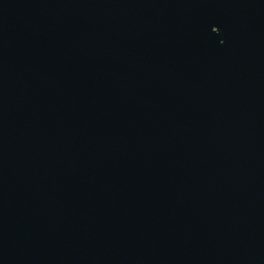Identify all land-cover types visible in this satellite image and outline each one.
Returning <instances> with one entry per match:
<instances>
[{
  "label": "water",
  "instance_id": "water-1",
  "mask_svg": "<svg viewBox=\"0 0 264 264\" xmlns=\"http://www.w3.org/2000/svg\"><path fill=\"white\" fill-rule=\"evenodd\" d=\"M0 264H264V0H0Z\"/></svg>",
  "mask_w": 264,
  "mask_h": 264
}]
</instances>
